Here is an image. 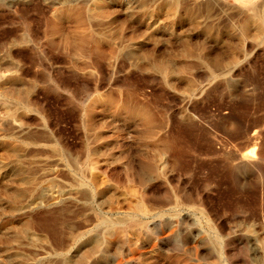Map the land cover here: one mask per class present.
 Instances as JSON below:
<instances>
[{
    "label": "rangeland",
    "instance_id": "1",
    "mask_svg": "<svg viewBox=\"0 0 264 264\" xmlns=\"http://www.w3.org/2000/svg\"><path fill=\"white\" fill-rule=\"evenodd\" d=\"M259 252L264 0H0V264Z\"/></svg>",
    "mask_w": 264,
    "mask_h": 264
},
{
    "label": "bare ground",
    "instance_id": "2",
    "mask_svg": "<svg viewBox=\"0 0 264 264\" xmlns=\"http://www.w3.org/2000/svg\"><path fill=\"white\" fill-rule=\"evenodd\" d=\"M186 2H187V1H186ZM238 9H239V8H238ZM236 11H237V10H236ZM251 13H252V12H251ZM245 42H246V41H245ZM29 106H30V105H29ZM26 111H28V109H27ZM19 117H20V116H19ZM17 120H18V119H17ZM22 120H23V119H22ZM29 120H30V119H29ZM18 123H19V122H18ZM7 125H8V124H7ZM14 125H15V124H14ZM21 125H22V123H21ZM23 126H24V125H23ZM19 128H21V126L18 127V129H19ZM22 128L24 129V127H22ZM17 131H18V130H17ZM21 131H22V130H21ZM22 132H23V131H22ZM22 132H21V133H22ZM30 132H31V131H30ZM22 134H23V133H22ZM24 135H25V134H24ZM24 135H23V136H24ZM29 135H30V134H29ZM32 135H33V134H32ZM35 135H36V134H35ZM39 135H40V134H39ZM21 136H22V135H21ZM34 137H35V136H34ZM37 138H38V137H37ZM31 139H32V138H31ZM254 145H255V144H254ZM28 149H29V147H28ZM36 149H37V147H36ZM40 149H41V148H40ZM42 149H43V148H42ZM30 150H31V149H30ZM48 150H49V149H48ZM35 153H38V152L35 151ZM27 154H28V153H27ZM245 154H246V153H245ZM48 156H49V155H48ZM243 158L249 160L250 162H252L254 159H255V161H256V157L253 158L251 155H244V156L241 157V159H243ZM241 159H240V160H241ZM24 160H25V159H24ZM52 160H53V159H52ZM27 161H28V160H27ZM21 162H22V161H21ZM29 162H30V161H29ZM239 162H240V161H239ZM46 164H47V163H46ZM235 164H236V163H235ZM26 165H27V164H26ZM33 165H34V164H33ZM40 165H41V164H40ZM51 165H52V164H51ZM237 165H238V164H237ZM251 166H253V165H251ZM261 166H262V165H261ZM35 170H36V169H35ZM36 171H37V170H36ZM57 173H58V172H57ZM54 174H55V173H54ZM65 174H66V173H65ZM35 178H36V177H35ZM34 180H35V179H34ZM70 180H71V179H70ZM35 182H36V181H35ZM89 184H90V183H89ZM91 184H92V183H91ZM89 186H90V185H89ZM92 186H93V185H92ZM82 187H84V186H82ZM82 187H81V188H82ZM75 188H76V187H75ZM90 188H91V187H90ZM85 189H87V188H85ZM92 189H93V188H92ZM78 190H79V189H78ZM84 191H85V190H84ZM75 192H76V191H75ZM78 192L81 193L80 190H79ZM92 192H93V191H92ZM72 193H73V192H72ZM80 193H79V194H80ZM86 193H87V192H85V194H86ZM74 194H75V193H74ZM91 194H92V193H91ZM65 195H66V194H65ZM70 195H72V194H70ZM82 195H84V194H82ZM88 195H90V194H88ZM74 196H75V195H74ZM80 196H81V194H80ZM75 197H76V196H75ZM63 198H64V197H63ZM69 198H70V196H69ZM71 198H73V196H72ZM81 198H82V197H81ZM28 199H29V198H28ZM30 199H31V198H30ZM127 199H128V198H127ZM131 199H132V197H131ZM134 199H135V198H134ZM136 199H137V198H136ZM25 200H26V198H25ZM61 200H62V199H61ZM69 200H70V199H69ZM73 200H74V199H73ZM78 200H79V199H78ZM80 200H82V199H80ZM128 200H129V199H128ZM128 200H126V201L128 202ZM142 200L144 201V197H143ZM28 201H30V200H28ZM56 201H57V200H56ZM76 201H77V199H76ZM87 201H88V200H87ZM129 201H130V200H129ZM140 201H141V200H140ZM164 201H165V200H164ZM167 201H168V200H167ZM26 202H27V201H26ZM52 202H53V201H52ZM54 202H55V201H54ZM57 202H58V201H57ZM66 202H67V200H66ZM81 202H82V201H81ZM84 202H85V201H84ZM58 203H59V202H58ZM124 203H125V202H124ZM128 203H129V202H128ZM132 203H134V205H135L136 203H139V202H135V201H134V202H132ZM162 203H163V202H162ZM170 203H171V202H170ZM173 203H174V202H173ZM25 204H26V203H25ZM29 204H30V202H29ZM141 204H142V203H141ZM143 204H144V203H143ZM146 204H148V203H146ZM149 204H150V203H149ZM151 204H152V203H151ZM129 205H132V204L129 203ZM162 205H164V204H162ZM110 206H111V205H110ZM140 206H141V205H140ZM153 206H155V205L153 204ZM172 206H173V205H172ZM175 206H176V205H175ZM175 206H174V207H175ZM191 206H192V205H191ZM21 207H22V206H21ZM57 207H58V206H57ZM82 207H83V206H82ZM112 207H114V206H112ZM118 207H119V206H118ZM118 207H117V208H118ZM131 207H132V209H133V208H135L136 206H135V207H134V206H131ZM138 207H139V205L137 206V209H138ZM143 207H144V206H143ZM147 207H150V206H147ZM147 207H146V208H147ZM165 207H166V206H165ZM177 207H178V206H177ZM177 207H176V208H177ZM63 208H64V207H63ZM76 208H77V207H76ZM107 208H109V207H107ZM119 208H120V207H119ZM126 208L128 209V207H126ZM129 208H130V206H129ZM141 208H142V207H141ZM141 208H140V209H141ZM157 208H159V207H157ZM167 208H168V207H167ZM53 209H54V208H53ZM61 209H62V208H61ZM105 209H106V208H105ZM113 209H114V208H113ZM115 209H116V208H115ZM152 209H154V208H152ZM51 210H52V209H51ZM51 210H50V211H51ZM58 210H59V209H58ZM72 210H73V209H72ZM77 210H78V209H77ZM110 210H111V209H110ZM119 210H120V209H118V211H119ZM128 210H129V209H128ZM134 210H135V209H134ZM134 210H132V211H134ZM158 210H159V209H158ZM162 210H163V209H162ZM105 211H106V210H105ZM111 211H112V210H111ZM113 211H114V210H113ZM124 211H125V210H124ZM129 211H130V210H129ZM129 211H128V212H129ZM177 211H178V210H177ZM180 211H181V209H180ZM43 212H44V211H43ZM60 212H61V211H60ZM157 212H158V211H157ZM56 213H57V212H56ZM70 213H71V212H70ZM116 213H118V212H116ZM116 213H113V214H116ZM121 213H122V212H121ZM124 213H125V212H124ZM124 213H123V215H124ZM126 213H127V210H126ZM126 213H125V214H126ZM58 214H59V213H58ZM61 214H62V213H60V215H61ZM65 214H66V213H65ZM65 214H64V215H65ZM72 214H73V213H72ZM128 214H129V213H128ZM132 214H133V213H132ZM134 214H135V213H134ZM137 214H138V212H137ZM147 214H149V213H147ZM54 215H55V214H54ZM54 215H53V217H54ZM60 215H58V217H59ZM62 215H63V214H62ZM67 215H68V214H67ZM70 215H71V214H70ZM74 215H76V214H74ZM143 215H144V213H143ZM153 215H154V214H153ZM176 215H177V214H176ZM180 215H181V214H180ZM55 216H56V215H55ZM72 216H73V215H72ZM118 216H119V215H118ZM126 216H127V215H126ZM167 216H169V215H167ZM173 216H174V215H173ZM173 216H171V217H173ZM177 216H178V215H177ZM41 217H42V216H41ZM62 217H63V216H62ZM65 217H66V216H65ZM97 217H98V216H97ZM132 217H133V216H132ZM135 217H137V216H135ZM138 217H139V216H138ZM175 217H176V216H175ZM59 218H60V217H59ZM63 218H64V217H63ZM105 218H106V217H105ZM157 218H159V216H158ZM50 219H51V218H50ZM54 219H55V217H54ZM54 219H52V220H54ZM60 219H62V218H60ZM116 219H117V218H116ZM145 219H146V218H145ZM147 219H148V218H147ZM150 219H152V218H150ZM163 219H164V218H163ZM177 219H178V218H177ZM109 220H111V219H109ZM158 220H159V219H158ZM164 220H165V219H164ZM169 220H171V219H169ZM193 220H194V219H193ZM64 221H65V220H64ZM68 221H69V220H68ZM107 221H108V220H107ZM111 221H112V220H111ZM111 221H110V222H111ZM117 221H118V220H117ZM144 221H145V220H144ZM173 221H174V220H173ZM178 221H179V220H178ZM61 222H63V221L61 220ZM73 222H74V221H73ZM105 222H106V219H105ZM138 222H139V221H138ZM138 222H137V223H138ZM160 222H161V221H160ZM179 222H180V221H179ZM197 222H198V221H197ZM59 223H60V222H59ZM95 223H96V222H95ZM134 223H135V222H134ZM134 223H133V224H134ZM145 223H146V222H145ZM145 223H144V224H145ZM41 224H42V223H41ZM52 224H54V223H52ZM56 224H57V222H56ZM62 224H63V223H62ZM66 224H67V223H66ZM66 224H64V227H65ZM78 224H79V223H78ZM98 224H99V223H98ZM103 224L105 225V223H103ZM140 224H141V223H140ZM142 224H143V221H142ZM161 224H162V223H161ZM178 224H179V223H178ZM33 225H34V224H33ZM45 225H46V224H45ZM49 225H50V224H49ZM109 225H110V224H109ZM51 226H52V225H51ZM53 226H54V225H53ZM70 226H71V225H70ZM70 226H69V228H70ZM80 226H81V225H80ZM102 226H103V225H102ZM138 226H139V225H138ZM172 226L174 227V225H172ZM172 226H171V227H172ZM177 226H178V225H177ZM48 227H49V226H48ZM48 227H47V228H48ZM141 227H142V226H141ZM141 227H139V228H141ZM146 227H147V226H146ZM152 227H153V226H152ZM171 227H170V228H171ZM42 228H43V227H42ZM54 228H55V227H54ZM56 228H58L57 225H56ZM62 228H63V225H62ZM43 229H45V228H43ZM49 229H50V231H51V228H49ZM65 229H66V228H65ZM71 229H72V227H71ZM107 229H108V228H107ZM135 229H137V228H135ZM144 229H145V228H144ZM146 229H147V228H146ZM172 229H173V228H172ZM172 229H171V230H172ZM62 230H63V229H62ZM72 230H73V229H72ZM74 230H75V229H74ZM104 230H105V229H104ZM139 230H140V229H139ZM149 230H150V229H149ZM151 230H152V229H151ZM171 230H170V231H171ZM50 231H49L48 233H50ZM56 231H57V230H56ZM56 231H55V229H54V230L52 229V232H53V233H54V232L56 233ZM66 231H68V230L66 229ZM75 231H76V230H75ZM77 231H78V230H77ZM95 231H97V230H95ZM121 231H122V230H121ZM45 232H46V231H45ZM60 232H61V230H60ZM73 232H74V231H73ZM104 232H105V231H104ZM109 232H110V230H109ZM145 232H146V231H144V233H145ZM151 232H152V231H151ZM202 232H203V231H202ZM53 233H51V234H53ZM67 233H68V232H67ZM69 233H70V232H69ZM71 233H72V232H71ZM79 233H80V231H79ZM82 233H83V232H82ZM82 233H81V235H82ZM91 233H92V232H91ZM97 233H98V232H97ZM100 233H101V232H100ZM118 233H119V232H118ZM120 233H121V232H120ZM123 233H125V232H123ZM155 233H156V232H155ZM157 233H158V232H157ZM173 233H174V232H173ZM225 233H226V232H225ZM225 233H224V235H225ZM57 234H58V233H57ZM64 234H65V231H64ZM75 234H77V233H75ZM87 234H88V233H87ZM87 234H86V235H87ZM107 234H108V232H106V235H107ZM121 234H122V233H121ZM152 234H153V233H152ZM152 234H151V235H152ZM213 234H214V233H213ZM230 234H232V233H230ZM43 235H44V233H43ZM46 235H47V234H46ZM84 235H85V234H84ZM84 235H83V237H84ZM91 235H93V234H91ZM100 235H101V234H100ZM141 235H142V234H141ZM157 235H158V234H157ZM202 235H203V234H202ZM205 235H206V234H205ZM211 235H212V234H211ZM211 235H208V236H211ZM215 235H216V234H215ZM217 235H218V234H217ZM222 235H223V234H222ZM224 235H223V236H224ZM48 236L50 237V234H49ZM52 236L54 237V235H52ZM56 236H57V235H56ZM78 236H79V235H78ZM225 236H226V235H225ZM66 237H67V236H66ZM66 237H65V238H66ZM76 237H77V235H76ZM76 237H75V238L73 237V238L76 239ZM79 237H80V236H79ZM97 237H98V236H97ZM41 238H42V237H41ZM46 238H48V237H46ZM50 238H52V237H50ZM55 238H56V237H55ZM55 238L50 240L51 243L54 242V241H52V240H55ZM58 238H59V236H58ZM70 238H71V237H70ZM101 238H104V237L102 236ZM106 238H107V237H106ZM59 239H60V238H59ZM66 239H67V238H66ZM77 239H78V238H77ZM104 239H105V238H104ZM222 239H224V238H222ZM48 240H49V239H48ZM48 240H47V241H48ZM63 240H64V238H63ZM63 240L60 239V242L63 241ZM69 240H70V239H69ZM71 240H72V239H71ZM110 240H111V239H110ZM110 240H109V241H110ZM178 240H179V239H178ZM181 240H182V239H181ZM224 240H225V239H224ZM57 241H58V240H57ZM67 241H68V240H67ZM67 241L65 240L64 242L66 243ZM72 241H73V240H72ZM74 241H75V240H74ZM102 241H103V240H102ZM109 241H108V242H109ZM126 241H127V240H126ZM209 241H211V240H209ZM42 242H43V241H42ZM122 242H123V241H122ZM139 242H140V241H139ZM206 242H207V241H206ZM221 242H222V241H221ZM56 243H58V242H56ZM61 243H63V242H61ZM65 243H63V244H65ZM106 243H107V242H106ZM135 243H136V241H135ZM179 243H180V240H179ZM224 243H225V242H224ZM71 244H73V243H71ZM75 244H76V243H75ZM94 244H95V243H94ZM122 244H123V243H122ZM211 244H212V242H211ZM54 245H55V244H54ZM59 245H60V244H59ZM69 245H70V244H69ZM123 245H124V244H123ZM212 245H214V244H212ZM245 245H246V244H245ZM89 246H90V245H89ZM101 246H102V243H101ZM139 246H140V244H139ZM183 246H184V245H183ZM209 246H210V245H209ZM219 246H220V245H219ZM246 246H247V245H246ZM254 246H255V245H254ZM55 247H56V246H55ZM60 247H61V246H60ZM64 247H65V245H64ZM104 247H105V246H104ZM121 247H122V246H121ZM196 247H199V246H196ZM221 247H223V246L221 245ZM221 247H220V248H221ZM242 247H243V246H242ZM244 247H245V246H244ZM58 248H59V247H58ZM62 248H63V247H62ZM65 248H67V247H65ZM119 248H120V247H119ZM135 248H137V247H135ZM182 248H183V247H182ZM213 248H214V247H213ZM251 248H252V247H251ZM254 248H255V247H254ZM52 249H53V247H52ZM54 249H55V248H54ZM63 249H64V248H63ZM71 249H72V248H71ZM92 249H93V248H92ZM94 249H95V248H94ZM124 249H125V248H124ZM127 249H128V248H127ZM184 249H185V248H184ZM184 249H183V252L185 251ZM196 249H197V248H196ZM214 249H215V248H214ZM242 249H243V248H242ZM245 249H246V247H245ZM245 249H243V250H245ZM256 249H257V248H256ZM58 250H59V249H58ZM68 250H69V249H68ZM102 250H103V249H102ZM191 250H192V248H191ZM201 250L203 251V249H201ZM209 250H211V249H209ZM216 250H218V249L216 248ZM221 250H222V249H221ZM221 250H220V251H221ZM50 251H51V250H50ZM92 251H93V250H92ZM124 251H125V250H124ZM188 251H189V250H188ZM193 251H194V250H193ZM251 251H252V250H251ZM43 252H44V251H43ZM46 252H47V251H46ZM46 252H45V253H46ZM68 252H71V251H68ZM89 252H90V251H89ZM100 252H101V251H100ZM120 252H121V251H120ZM216 252H217V251H216ZM242 252H244V251H242ZM61 253H62V252H61ZM87 253H88V252H87ZM103 253H104V252H103ZM128 253H129V251H128ZM128 253H127V254H128ZM143 253H144V252H143ZM187 253H188V252H187ZM218 253H219V252H218ZM218 253H217V254H218ZM225 253H226V252H225ZM227 253H228V252H227ZM230 253H231V252H230ZM232 253H233V252H232ZM234 253H236V252H234ZM247 253H250V252H247ZM259 253H264V252H259ZM46 254H47V253H46ZM52 254H53V253H52ZM65 254H66V252H65ZM94 254H95V253H94ZM105 254H106V252H105ZM119 254H120V256H121V253H119ZM135 254H136V253H135ZM183 254H184V253H183ZM194 254H195V253H194ZM213 254H214V253H213ZM242 254H243V253H242ZM43 255H44V253H43ZM48 255H49V254H48ZM68 255H69V254H68ZM142 255H143V254H142ZM220 255H221V254H220ZM226 255H227V254H226ZM252 255H253V254H252ZM252 255H250V256H252ZM255 255H256V251H255ZM45 256H46V255H45ZM58 256H59V255H58ZM91 256H93V255H91ZM126 256H127V255H126ZM137 256H138V255H137ZM206 256H207V255H206ZM227 256H230V257L232 256V257H233V254H232V255H231V254H230V255L228 254ZM243 256H244V254H243ZM262 256H264V255H262ZM56 257H57V256H56ZM60 257H61V256H60ZM190 257H191V256H190ZM201 257H203V256H201ZM211 257H212V256H211ZM224 257H225V256H224ZM236 257H237V256H236ZM254 257H256V256H254ZM121 258H122V257H121ZM124 258H126V257H124ZM222 258H223V255H222ZM222 258H221V259H222ZM50 259H51V258H50ZM50 259H49V260H50ZM53 259H54V258H53ZM53 259H52V260H53ZM58 259H59V261H61L59 257H58ZM122 259H123V258H122ZM131 259H132V258H131ZM134 259H135V258H134ZM140 259H141V257H140ZM210 259H211V258H210ZM210 259H209V260H210ZM213 259H215V258H213ZM213 259H212V261H213ZM230 259H231V258H230ZM241 259H242V258H241ZM247 259H248V258H247ZM254 259H255V258H254ZM49 260H47V261H49ZM117 260H118V259H117ZM128 260H129V259H128ZM135 260H136V259H135ZM191 260H192V259H191ZM195 260H196V258L194 259V262H195ZM215 260H216V259H215ZM45 261H46V260H45ZM111 261H112V260H111ZM123 261H124V260H123ZM130 261H131V260H130ZM210 261H211V260H210ZM217 261H219V258H218V260H216V262H217ZM223 261H224V260H223ZM226 261H227V259H226ZM246 261H247V260H246ZM257 261H258V260H257ZM116 262H117V261H116ZM116 262H114V263L117 264ZM133 262H134V261H133ZM133 262H132V263H133ZM192 262H193V261H192ZM197 262H198V261H197ZM197 262H195V264H196ZM202 262H204V261H201V263H202ZM216 262H214V263H216ZM231 262H232V261H231ZM235 262H236V261H235ZM249 262H250V261H249ZM251 262H252V261H251ZM254 262H255V261H254ZM258 262H259V261H258ZM55 263H56V262H55ZM59 263H60V262H59ZM86 263H87V262H86ZM111 263H113V262H111ZM118 263H120V262H118ZM121 263H123V262H121ZM121 263H120V264H121ZM207 263H208V262H207ZM219 263H220V262H219ZM219 263H217V264H219ZM226 263H227V262H226ZM226 263H225V264H226ZM233 263H234V262H233ZM233 263H231V264H233ZM44 264H46V263H44ZM108 264H109V263H108ZM123 264H125V263H123ZM128 264H129V263H128ZM205 264H206V263H205ZM252 264H253V263H252ZM258 264H264V262H262V263L259 262Z\"/></svg>",
    "mask_w": 264,
    "mask_h": 264
}]
</instances>
